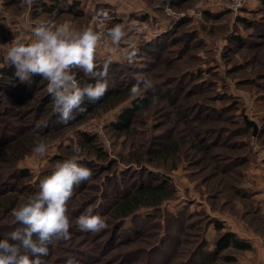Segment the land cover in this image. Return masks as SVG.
<instances>
[{"label":"rangeland","instance_id":"374dc122","mask_svg":"<svg viewBox=\"0 0 264 264\" xmlns=\"http://www.w3.org/2000/svg\"><path fill=\"white\" fill-rule=\"evenodd\" d=\"M78 1L84 18L63 14L52 20L42 14L31 21V0L10 11L0 0V62L3 52H19L26 45L31 52L53 49L35 41V23L55 40L99 31L109 38L102 50L86 44L79 58L95 53L101 59L136 63L133 52H145L154 43L158 57L148 65L138 59V86L124 102L109 111L86 112L78 122L77 112L57 124L48 119L51 112L7 116V109H0V152L15 140L32 144L16 151L12 164L2 163L0 236H10L11 226L27 232L34 227L38 240L34 254L22 259L15 254L20 247H11L17 244L0 239V263L18 256L19 264H117L113 242L124 235L117 246L122 245L124 258L132 256L127 264H145L146 252L156 248L164 234L173 229L179 235L172 222L176 218L183 234L166 264H203L207 249L208 264H264L263 1ZM6 36L12 37L9 43ZM237 36L240 42L232 43ZM68 71L58 62L47 89L57 84L71 98L76 83ZM140 96L152 99L150 106L138 113L129 131H114L110 124ZM84 132L95 142H82ZM161 151L164 155L157 156ZM85 161L93 170L90 180L75 169L77 162ZM23 170L29 176L11 178L12 172ZM147 182L169 186L172 196L158 208L143 206L124 224L112 226L121 195ZM136 217L150 218L138 225L146 231L141 238L129 231ZM216 223L252 249L212 253L223 233L215 229ZM197 250L204 252L200 262L192 258Z\"/></svg>","mask_w":264,"mask_h":264},{"label":"trees","instance_id":"16d2710c","mask_svg":"<svg viewBox=\"0 0 264 264\" xmlns=\"http://www.w3.org/2000/svg\"><path fill=\"white\" fill-rule=\"evenodd\" d=\"M262 1L264 3V0ZM23 3V0H5V7L10 11L11 6H15L16 4L21 5ZM31 3L33 8L31 21L36 20L42 14L48 15L52 20L59 19L63 14H71V16L75 18H84L85 16L81 7L82 3L78 0H31ZM245 24H248L247 21H245ZM42 28L48 33L44 26H42ZM11 38L12 37L10 36H6V42L9 43ZM4 40L5 38L2 42ZM231 42L239 43V36L231 40ZM156 45L157 43H154L150 45V48L145 47V52H140L138 50L134 51L133 56L136 63L127 61L120 63L101 59L95 53L86 57L83 56L78 58L69 65L68 73L76 83V89L71 98L65 96L63 94V88L57 84L53 85L52 91L47 89L50 85L53 73L57 70V63L59 62L54 48L38 47L31 52V47L26 45L21 47L19 52H3L0 62V109H7L6 111L8 112L5 114L7 116L9 112H16L19 116L22 112L23 114L28 112L26 113L27 115L32 112H51L48 119L57 124L60 123L59 120L62 117H71L66 116L71 112H77L74 121L78 122L86 118V112L94 114L101 110L109 111L124 102V100L128 98L129 92L138 86V81L140 79L138 77V69H141L142 67L138 66V59L142 61L143 64H152L153 60L151 59L153 57H158L157 53L159 47ZM43 90H45L44 94L41 96L36 95V93H40ZM151 100L152 99L143 96L132 99V105L129 108L122 110L119 113L117 120L112 122L110 126L116 132L124 133L129 131L135 118L138 117V113L147 109L152 103ZM168 100L173 104H177L179 101L174 96H169ZM25 103L29 104L25 105ZM8 109H11L12 111ZM0 113L2 112L0 111ZM1 123H3V121H0V126L3 125ZM48 123L49 122H47L46 126L49 125ZM9 126L14 127L15 133L18 131L17 126L12 124H9ZM25 127H27L29 131L35 130L29 125ZM10 135L12 136L13 134ZM81 135L82 142L90 144L95 142L94 137L90 134L84 132L81 133ZM13 143L14 144L10 146L8 150L0 152V178H2L1 174H3L6 169L2 167V163L8 162L12 164L10 157L14 156L16 151L31 149L32 145L27 139L15 140ZM169 151L170 150H167L166 152ZM159 155H164V151H161L157 156ZM91 168V165L87 161L77 162L75 165V169L78 170V172L85 173L89 180L93 177V170ZM12 173L11 175L13 176L11 178L18 176L19 178H25L29 176V172L25 170ZM168 189L169 186L167 185L163 188L147 182V184L142 187H137L131 193L130 191L125 192L121 195L117 208L114 211L113 219H116V221L113 222L112 226L119 225L120 222L124 224L123 221L126 218L134 216L138 209L143 206H153L158 208L166 199L172 196ZM2 203H4V201ZM25 220H22L20 223H24ZM148 220H150V218H147L145 222ZM143 221L138 220V217H136L134 219V226L130 228V230L128 229L129 231L137 233L136 238H141L146 234V231H143L144 225L140 227L138 226L139 223ZM176 221V218L172 219V222H174L180 231L179 235L174 234L173 229H171L169 234H164V237L160 239V243L156 248L146 252L145 264H166L168 259L172 257L171 254L175 251V244L178 246L180 236L183 234V225L178 226L179 221L178 223H176ZM123 224H121V226H123ZM29 225L30 224L27 222L25 227ZM214 227L217 231H222L223 233L215 242L212 253L216 252L217 254H221L229 248L238 251H249L252 249L250 243L239 239L230 231H224L225 226L223 224L216 223ZM8 230L12 232V236H0V239L12 244H17L11 246L13 247V251L15 248L20 247V249L15 251V254L19 253V256L24 257L22 259H27L26 256L34 254L35 249L38 247V240L33 236L36 234V228L33 227V230L30 231L31 233L21 231L23 229H18L15 226H11ZM16 231H20L19 234H17ZM122 236L127 237L124 235ZM123 237H121V241H115L113 242L114 244L111 243L114 246L112 251L118 249L116 251L119 252L115 257V259H117L116 261H118L117 264H127L132 258V256L124 258L123 251L120 250L122 245L117 246L118 243L123 242ZM27 238L30 239L28 242L29 244L23 245L25 243L23 241ZM210 252L211 251L208 249L205 250V258L202 259L203 264H208L210 261ZM203 254L204 252L197 250L192 254V258L195 256L200 262L199 257ZM94 256H91L90 259ZM17 257L8 260L7 264H19L20 260H18ZM227 260L234 261L235 258L227 257ZM112 263L115 262H111V264Z\"/></svg>","mask_w":264,"mask_h":264},{"label":"built area","instance_id":"2783aa9c","mask_svg":"<svg viewBox=\"0 0 264 264\" xmlns=\"http://www.w3.org/2000/svg\"><path fill=\"white\" fill-rule=\"evenodd\" d=\"M32 34L35 41L53 46L58 56L59 67L65 69L69 68V65L79 58L86 44H96L102 50L109 43V38L101 31L85 32L79 36L55 40L42 26L35 24L32 26ZM262 245L264 248V238Z\"/></svg>","mask_w":264,"mask_h":264},{"label":"crops","instance_id":"0c3cea01","mask_svg":"<svg viewBox=\"0 0 264 264\" xmlns=\"http://www.w3.org/2000/svg\"><path fill=\"white\" fill-rule=\"evenodd\" d=\"M3 9H1L0 11H2ZM3 21L2 18L0 17V26L2 25Z\"/></svg>","mask_w":264,"mask_h":264},{"label":"water","instance_id":"95a60500","mask_svg":"<svg viewBox=\"0 0 264 264\" xmlns=\"http://www.w3.org/2000/svg\"><path fill=\"white\" fill-rule=\"evenodd\" d=\"M252 124V123H251ZM255 131H256V128H255Z\"/></svg>","mask_w":264,"mask_h":264}]
</instances>
